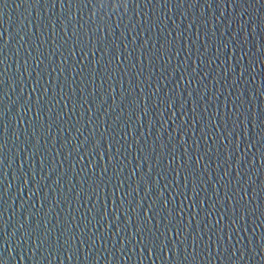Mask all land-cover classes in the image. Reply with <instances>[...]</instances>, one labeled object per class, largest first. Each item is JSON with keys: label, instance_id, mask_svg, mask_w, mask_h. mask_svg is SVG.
<instances>
[{"label": "water", "instance_id": "water-1", "mask_svg": "<svg viewBox=\"0 0 264 264\" xmlns=\"http://www.w3.org/2000/svg\"><path fill=\"white\" fill-rule=\"evenodd\" d=\"M114 2L120 0H106L102 8H77L73 0L69 8L65 0L61 8L59 0L55 7L53 0H0V59L5 60L0 65V130L7 129L0 139V260L5 264H192L195 249L197 264H264L260 212L240 220L239 212L233 210L227 215L237 221L235 225L227 218L216 223L221 209H227L226 197H232L236 187L246 188L249 196L256 189L257 199L249 209L258 205L264 212L260 188L264 160L257 152L264 143L249 151L244 125L233 120L220 123L225 113L231 115L233 102L243 101L254 111L264 109V64L256 55L257 47L264 44V0H183L182 7V0L167 4L159 0L160 6L157 0H128L126 8L112 7ZM93 20L104 29L94 35H105L111 46L112 68H118L115 56L116 61L120 54L121 61L129 58L128 75L121 71L108 80L81 73L83 64L94 68L95 61L101 60L99 47L94 60L89 55L81 64L79 47L75 48L77 56L71 58L69 48L84 39ZM80 25L85 26L83 30ZM162 44L170 45L172 51L162 49ZM149 52L151 62L146 57ZM104 59L106 63L108 57ZM45 88L49 99L53 92L56 96L39 113L45 122L41 129L36 122V101ZM57 114L63 117L59 121ZM259 132V126L253 130L248 124L249 138L259 139ZM107 137L115 140L112 164L104 142ZM162 147L165 155L157 164ZM173 147L177 165L185 147L194 159L203 157L197 203L204 199L205 209L215 203V214L204 215L183 196L174 195L185 191L182 177L165 189L171 173L168 179H160L158 173L167 168ZM141 149L150 153L149 160H144ZM90 162L96 165V176L88 170ZM101 167H107L106 176H100ZM140 176L154 182L147 194L143 182L137 186ZM90 179L97 181L100 190L93 192ZM118 180L123 181L125 192L137 189L127 197L131 203L126 200L123 207L122 191L112 195ZM190 190L191 184L189 196ZM137 201L141 207L134 212ZM181 204L179 236L175 230L169 236L166 233L165 249L157 247L148 253L139 243L140 235L146 237L148 228L155 232L161 216ZM149 206L153 211L147 213ZM105 212L107 220L102 219ZM66 229L71 231L62 235ZM160 230L164 231L162 222ZM197 234L194 244L192 237ZM65 239L71 243L65 244Z\"/></svg>", "mask_w": 264, "mask_h": 264}, {"label": "snow or ice", "instance_id": "snow-or-ice-1", "mask_svg": "<svg viewBox=\"0 0 264 264\" xmlns=\"http://www.w3.org/2000/svg\"><path fill=\"white\" fill-rule=\"evenodd\" d=\"M105 2H106V0H75V5L77 6V8H79L81 6H83V7L92 6L93 8H102L105 6ZM257 2L259 3L260 0H257ZM149 3H151V0H149ZM164 3L167 4L168 0H164ZM157 4L160 6L159 0H157ZM59 5L61 6V8H64L65 7V0H59ZM52 6L53 7L56 6L55 0H53ZM67 6L69 8H71L73 6V0H68ZM111 6L112 7L123 6L126 8L128 6V0H120L119 4L114 2V3H112ZM180 6L181 7L183 6V0L181 2ZM93 15H95V13H93ZM69 19H72V17H69ZM101 19H103V18H101ZM91 25L92 26H90L86 31H84V39H82V40L77 39L76 41L73 42V44L69 48V53L71 55V58L76 57L77 53L75 51V48L79 47L80 54L82 56L81 64H83L84 59L87 58L89 55H91L93 57V60H94L98 47L103 51V56L101 57V60L95 61L96 67L93 68L91 66L89 67L87 64H83L84 66L81 67L80 72L81 73H84L85 71L91 72L93 74V77L95 75H100L102 77L107 76L108 80H111L113 78V76H118L119 72H121V71H123L125 75H128V72L125 71V67L128 64L129 58L125 57L124 60L121 61V54H120L119 61H116V56H115V62L117 63L118 68L116 70H114L112 68L113 59H112V57L109 56V51H110L111 46L106 42V36L105 35H98V36L94 35L97 32L103 33L104 29L101 28L98 24H96L95 20L91 21ZM84 27H85L84 25H80V30H83ZM75 31L76 30L74 29V34H75ZM253 31H255V29H253ZM85 37H86V39H85ZM245 39H247V37H245ZM6 44H7V41H5V45ZM141 47L143 48L144 45H142ZM225 47H227V45H225ZM161 48L167 49L168 52L172 51L170 45L162 44ZM163 55H164V53L161 52V56H163ZM256 55L261 57L260 63L264 64V44L259 45L257 47ZM104 57H108L106 63H105ZM146 57H147L148 61L151 62L152 53L149 52ZM93 60L91 61V65L93 63ZM73 62L74 63H73L72 68L75 67V60H73ZM4 63H5V60L0 59V65H3ZM65 63H66V61L62 62L61 66H60L61 75L64 74V71H65L64 64ZM249 68L251 69L252 73L254 74L255 69L252 68V62L251 61L249 62ZM243 75H244V70L241 69L240 76H243ZM38 78H39V74H38ZM236 82L237 81L234 78L232 80V83L235 84ZM2 83H3V80L0 79V84H2ZM82 83H83V81H82ZM253 83H255L254 79H253ZM33 91H35V89H33ZM61 91H63V87H61ZM257 92H259V88H257ZM241 95H243V94L241 93ZM55 96H56V93L53 92L51 99H55ZM51 99H49V89L45 88L43 90L42 95L36 101V108H37L36 122L38 123V126L41 129H43L45 127V122L42 120L39 113L45 104L51 103ZM61 99H64V97H61ZM69 99H71V97H69ZM121 99L122 100L126 99V96L124 93L121 94ZM237 99L239 100L240 97H237ZM25 103H27V101H25ZM135 103H136V101L134 100L133 104H135ZM57 104H59V101H57ZM54 107H55V105H54ZM65 107H67V104H65ZM168 107H169V109H171L173 107V103H172L171 98L168 101ZM224 107L228 108L227 101L225 102ZM217 111L218 110H216L215 113H212L213 120L215 119V117L217 115ZM229 111H230L231 115H229V113H225V115L220 118V123H224L225 120H233L234 124L238 123L240 125H244V139L250 140V143L248 145L249 151H251V149L253 147H255L257 144L264 143V109H261L260 111H257V110L254 111L253 107L251 109H249L248 107L245 106L244 102L241 101L239 104H236L235 102H233ZM48 112H49V118H51V109H49ZM0 115H2V113H0ZM144 115H147V109H144ZM233 117H234V119H233ZM62 118L63 117L60 114H57V116H56L57 121L61 120ZM137 119H140V117L137 116ZM249 123L251 124V128L253 130H255L259 126V128H260L259 139H256L255 136H253L252 138H249V136H248V124ZM29 127H32V124H29ZM48 127L50 128V125ZM6 131H7L6 128L0 130V139H3ZM202 131H203V129H202ZM225 138H227V137H225ZM104 142L105 143L107 142V144L109 145V147H108V152H109L108 162H109V164H112L114 157L110 153H111V147L115 143V140L111 137H107V139ZM184 143H185L184 139H180V144L184 145ZM193 145H195V148L198 152L199 146L195 144V141H193ZM238 145H239V143H237V146ZM99 147H100V142L97 141L95 144V148L99 149ZM2 149H3V145L0 144V150H2ZM116 151H117V153H119L120 149L117 148ZM257 152L259 154L260 159L264 160V147L258 149ZM141 154L143 155V158L145 161L149 160L150 153L146 154V152L143 149H141ZM85 155H87V153ZM164 155L165 154H164L163 147H162V150H161V152H160V154L156 160L157 164L162 163ZM205 155H207V152H205ZM100 159L103 160V153H100ZM225 159H227V157H225ZM82 160H83V157L81 158V161ZM202 163H203V157L202 156L197 155L194 159L193 156L189 153L188 148L185 147L183 149L182 155H180V157H179V164L177 165V156L175 155V147H173L172 153L169 154L167 168L166 169L164 168V170L161 173H158V175L160 176V179H168V173H171L172 178H171V180H169V183L167 185H165V189H167L168 187H170L172 185L178 184L180 182V178L182 177L183 178V189L185 191L182 193L180 191H177L176 193H174V195L183 196L184 200L189 201L191 204H193L194 209L198 207L200 209V211L204 213V215L215 214V211H214L215 207H216L215 203L208 205V207L206 209H205L206 201L204 199L203 200L199 199V202L197 203V198L200 196V193L198 192V179L200 176ZM87 167H88V170L92 176L97 175V173L95 172L96 165L94 163L90 162ZM113 170L115 171V168ZM120 171H123V168H121ZM136 171H139V164H137ZM205 171H207L206 166H205ZM107 173H108L107 167H101L100 176L101 177L106 176ZM135 175H136V172H133L132 176L134 177ZM225 176H227V173H225ZM118 177H119V173H117V179H118ZM88 182H89V186L92 187L93 192L100 190V187H99V184L97 183V181L90 179ZM141 182L144 183V191H145V194H147L151 190V185L154 182L151 179L145 181L144 176H140L139 179L137 180V186H139V184ZM155 183H156V181H155ZM189 184H191V190H190L191 196H189L188 191H187L189 188ZM237 184H239V175H237ZM93 185H95V187H93ZM260 188L262 191H264V185H261ZM112 189H113L112 195H115L117 191H122L121 207L124 206V203L127 200V197L131 196L132 192L137 190V189H131L130 191L125 192L124 191V183H123V181H119V180H118V183L116 185L112 186ZM215 190H214V193H215ZM241 193H243V195H241ZM81 194L82 193H78L77 195L79 196ZM159 195L162 197L163 191H161ZM226 198L228 199L227 209L226 210L223 208L221 209L222 214H220L219 220L216 221L217 225H219L220 221L225 220L226 218L229 219V222L232 225H235L237 223V221L233 218L228 217V215H227L228 212H232L233 210L239 212V214H240L239 219L240 220H241V218L245 219L246 215L252 216L255 212H260V216L258 218L261 219L262 221H264V212L260 211V208L258 205L253 207L251 210L249 209V205L252 204L253 202H255V200L257 199L256 189H253L251 196H249L246 188L236 187L234 190L233 196L232 197H226ZM127 203L130 204L131 201L127 200ZM155 203L156 202L154 201L153 205ZM202 204H203V207L201 206ZM140 207H141V204L139 201H137L136 207H135V209H133V211L138 212ZM167 208H168V204L165 203L164 209H167ZM152 211H153V206H149V208L147 209V213L152 212ZM241 211H243V217H241ZM183 212H184L183 204H181V206L178 210H176L175 207H173L172 211H168V212H166V214L161 216L159 223L156 224L155 232L153 231L152 228H148V233H147L146 237H145V235H140L139 243L148 249V253L153 254V252L157 249V247H159L160 250L165 249L166 245H165L164 237H165L166 233L169 236V233H172L173 230H175L177 236H179L180 230H181V224L183 221V216H182ZM156 215L159 216L160 212H156ZM102 219H104V220L108 219L106 212L103 214ZM144 219L148 220V215L145 216V213H144ZM193 219H196L195 215H193ZM161 222L163 223L164 231L160 230L161 229ZM252 222L255 223L256 221L253 220ZM189 224H190V222H189ZM70 231H71L70 229H66L65 232L62 233V235H66L67 232H70ZM220 231H223V228H221ZM220 231H217V233H216V237H217L218 242L220 240ZM184 232H185V229H184ZM140 233H141V229L138 228L137 234L139 235ZM156 233H159V235H156ZM198 235L199 234H197V236L192 237L194 244L198 243ZM81 236H83V232H81ZM185 236H187V233H185ZM161 238H163V243H161ZM209 239H211V237H209ZM260 239L264 240V236H261ZM44 242H47V237H45ZM64 242H65V244L71 243V241L68 239H65ZM81 242L83 243V240ZM182 243H183V241H182ZM205 246H207V245H205ZM172 251L175 252V245H173ZM185 251L187 252V249H185ZM197 255H198V253H196L195 249H194L193 255H192V264H197V261H196ZM69 259H71V257H69ZM185 259H188V257H185ZM0 264H5V262L0 260Z\"/></svg>", "mask_w": 264, "mask_h": 264}]
</instances>
